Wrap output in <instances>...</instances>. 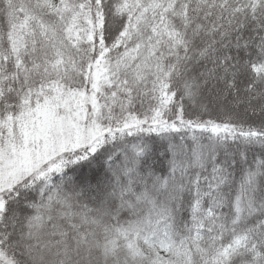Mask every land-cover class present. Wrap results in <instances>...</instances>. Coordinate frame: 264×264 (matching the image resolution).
I'll return each instance as SVG.
<instances>
[{
	"label": "snow or ice",
	"instance_id": "obj_1",
	"mask_svg": "<svg viewBox=\"0 0 264 264\" xmlns=\"http://www.w3.org/2000/svg\"><path fill=\"white\" fill-rule=\"evenodd\" d=\"M0 264H264V0H0Z\"/></svg>",
	"mask_w": 264,
	"mask_h": 264
}]
</instances>
